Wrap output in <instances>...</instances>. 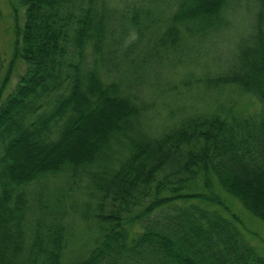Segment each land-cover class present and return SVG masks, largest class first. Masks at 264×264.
I'll return each mask as SVG.
<instances>
[{
	"label": "trees",
	"instance_id": "1",
	"mask_svg": "<svg viewBox=\"0 0 264 264\" xmlns=\"http://www.w3.org/2000/svg\"><path fill=\"white\" fill-rule=\"evenodd\" d=\"M237 1L20 0L24 72L7 94L0 79V264H264L209 194L215 183L264 224V0H248L251 33L228 73L200 78L252 95L255 115L219 102L153 134L140 96L158 46L214 35ZM157 4L166 25L148 40ZM58 177L84 181L82 202L64 187L44 196ZM73 217L91 237L70 255Z\"/></svg>",
	"mask_w": 264,
	"mask_h": 264
},
{
	"label": "rangeland",
	"instance_id": "2",
	"mask_svg": "<svg viewBox=\"0 0 264 264\" xmlns=\"http://www.w3.org/2000/svg\"><path fill=\"white\" fill-rule=\"evenodd\" d=\"M107 1L113 4L116 0ZM117 1L118 5L123 3V0ZM255 11L254 4H249L248 0H239L234 3L226 18L225 26L214 35L195 36L191 39L184 37L175 47L165 49L158 46L156 48L152 59L154 69L147 77L152 83L145 82L140 93L141 97L153 103L144 119L146 123L144 128L149 133L156 134L162 127L176 122L179 114L184 116L194 112L208 111L213 104L219 102L232 103L234 111L243 116L255 115L258 112L259 104L252 95L231 86L215 84L209 88L202 79L200 80L206 73L210 76L228 73L231 69L228 68L235 63L238 48L250 36ZM0 12V54L3 62L0 79L7 73L9 78L4 91V94H7L15 87L19 75L24 72L23 62L18 58H12L14 28L16 23L23 22V5L20 0H0ZM166 13L167 9L157 4L154 24L145 34L148 40L161 34L166 25L163 19ZM189 73H192L194 77L185 84L181 79ZM165 79L175 85L163 87L162 83ZM171 111L176 113L170 116ZM83 185L84 181H81L79 186L68 189L70 187L66 188L62 178L58 177L45 186L43 193L44 196L55 195L59 192V188L64 187L70 191L68 201L78 199L82 202L85 198L84 192L86 193ZM212 185H210L209 194L214 195L219 202L221 201L219 205L225 208L227 214L231 212L238 218L241 230L249 242L264 252V224L234 198L218 188L215 183ZM83 224V221L73 217V223L70 224V230L74 233L73 245L68 248L70 255H75L82 250V247L86 249L88 246L91 231L84 228Z\"/></svg>",
	"mask_w": 264,
	"mask_h": 264
}]
</instances>
